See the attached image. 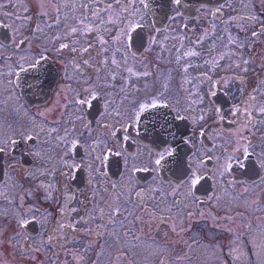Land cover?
<instances>
[{
    "label": "flooded vegetation",
    "instance_id": "af4514ba",
    "mask_svg": "<svg viewBox=\"0 0 264 264\" xmlns=\"http://www.w3.org/2000/svg\"><path fill=\"white\" fill-rule=\"evenodd\" d=\"M230 4L0 0V264H123L127 240L152 244L154 264L210 245L235 264L261 211L225 217L215 198L264 184V0ZM177 35L234 49L208 42L180 65L160 55ZM223 228L231 240L211 243ZM242 242L245 263L264 264Z\"/></svg>",
    "mask_w": 264,
    "mask_h": 264
},
{
    "label": "rangeland",
    "instance_id": "374dc122",
    "mask_svg": "<svg viewBox=\"0 0 264 264\" xmlns=\"http://www.w3.org/2000/svg\"><path fill=\"white\" fill-rule=\"evenodd\" d=\"M249 0H243L244 6L247 5ZM241 0H231V4L228 7V11L232 10H237L239 8ZM233 13V12H232ZM203 14H200V19L199 21L205 20V17H203ZM196 22V29L195 33L197 34V29H200L202 26H197ZM208 33V32H206ZM208 42H211V44L218 46L219 48L223 50H228V49H234V45L230 44L228 49L223 47L222 41L220 39H217V36L213 35L211 36L210 40H206V43L198 46H189L187 44H184L182 41V38L180 35H177L174 39L172 37H169V41L167 39L163 42L162 47H161V58L165 59L166 57L171 58V57H178V64L180 65H186V63L183 62L184 59L191 58V53L194 55L192 58L191 62L188 63L189 65H200L198 62V57L196 53L199 51H204V54H206V51H208ZM223 47V48H222ZM213 51V48L211 47V50ZM190 52V53H189ZM238 55H235V58H228L224 62L225 67H229L231 63L234 61H237ZM230 70V68H227ZM192 71H198V69H190ZM191 75L194 77V73H191ZM242 108L244 110H250L253 112L254 106H244L242 105ZM263 105L259 106V109H262ZM221 189L217 192V196L215 198L217 207L219 209L223 210H214L217 213H220L221 215L225 217L233 216V214H237L239 212L242 213V208L244 207L246 210L250 211L251 215H256L260 214L259 218L256 221H253L252 219L249 218V216L243 221V223L246 220H249L251 223V228L253 227H260L264 223V207L260 206V203L263 201L264 202V196L259 197V194L262 192V188L264 187V184L261 186L259 189L258 187H255L254 189H251L250 191V200L245 201L243 198H238L236 194L241 192L239 191L238 188L234 187L231 190V193L227 192L225 189H222V185H220ZM223 197H222V196ZM221 196V197H220ZM174 219L179 223V220L184 219V215L181 212L175 213L174 214ZM217 220V219H215ZM214 220V221H215ZM221 221V218H219L216 222V224H219ZM237 221V218L235 219ZM215 225V224H214ZM244 225V224H243ZM237 231V230H235ZM252 235H249L245 239L241 240L240 236H236V238L233 240L232 246H234L233 250L230 251V257L234 261L235 264H246L245 263V257H244V251H243V242L244 240H250L254 247V251L257 253V263L261 262L262 259H264V231L258 230L256 231L255 229L252 232ZM218 237L226 238L224 239V244H227L231 238L228 237V232L223 228L221 232H218L214 234L213 239H210L211 243H216L215 239H218ZM126 245H128L125 249H128L132 253H129V257L127 260H124L123 264H154L152 263V250H153V245L150 243L142 244L141 246L135 247L132 246L133 242L127 240ZM165 254L168 255L167 250L165 249ZM156 255L159 253V251H155ZM198 256L193 257L192 260L187 261V262H178L174 261L173 264H223L222 259H221V250L215 246H203L197 249ZM137 254V255H136ZM189 256V255H188ZM260 264V263H258Z\"/></svg>",
    "mask_w": 264,
    "mask_h": 264
},
{
    "label": "water",
    "instance_id": "95a60500",
    "mask_svg": "<svg viewBox=\"0 0 264 264\" xmlns=\"http://www.w3.org/2000/svg\"><path fill=\"white\" fill-rule=\"evenodd\" d=\"M224 1L225 0H179L178 6H182L183 8H186L191 3L195 2L196 6H208L214 8Z\"/></svg>",
    "mask_w": 264,
    "mask_h": 264
},
{
    "label": "snow or ice",
    "instance_id": "6c2138e0",
    "mask_svg": "<svg viewBox=\"0 0 264 264\" xmlns=\"http://www.w3.org/2000/svg\"><path fill=\"white\" fill-rule=\"evenodd\" d=\"M177 2H179V0H177ZM64 47H66V45H65ZM33 67H34V65H33ZM81 103H86V101H81ZM152 106L155 107V106H156L155 103H153ZM143 107H144V106H141V110H143ZM0 151H2V149H0ZM245 152H247V149H245ZM166 155H167V156H172V155H173V151H172L171 149L167 150V151H166ZM164 159H165V154H161V155L159 156V158H157V159L155 160V164H156V165H160V164H161V161H163ZM201 179H202V177L196 175V173H193V174H192V178H191V186H192V187H195L197 184L200 183V180H201Z\"/></svg>",
    "mask_w": 264,
    "mask_h": 264
}]
</instances>
